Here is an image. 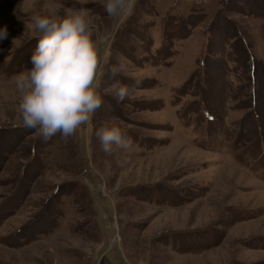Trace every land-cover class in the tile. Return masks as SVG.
<instances>
[{"label":"rangeland","instance_id":"rangeland-1","mask_svg":"<svg viewBox=\"0 0 264 264\" xmlns=\"http://www.w3.org/2000/svg\"><path fill=\"white\" fill-rule=\"evenodd\" d=\"M104 3L0 0V264H264V0ZM81 8L103 104L45 140L18 126L15 79L32 18ZM136 80L117 103L113 85ZM113 126L131 150H102Z\"/></svg>","mask_w":264,"mask_h":264},{"label":"clouds","instance_id":"clouds-1","mask_svg":"<svg viewBox=\"0 0 264 264\" xmlns=\"http://www.w3.org/2000/svg\"><path fill=\"white\" fill-rule=\"evenodd\" d=\"M135 0H105L109 16L131 15ZM32 28L38 34L30 57L31 66L15 79L20 93L18 111L22 126L36 131L45 140L57 135L63 139L89 124L103 104L99 82L104 74L101 49L93 39L94 23L83 8L67 15H36ZM6 27H0V40L7 39ZM120 69L115 66L113 73ZM141 81L129 85L116 82L113 98L123 103ZM97 136L101 148L111 154L116 149L129 151L133 139L118 126L103 127Z\"/></svg>","mask_w":264,"mask_h":264}]
</instances>
